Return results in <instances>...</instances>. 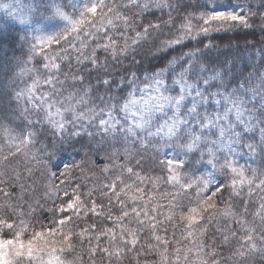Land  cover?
Masks as SVG:
<instances>
[{"label":"snow or ice","instance_id":"snow-or-ice-1","mask_svg":"<svg viewBox=\"0 0 264 264\" xmlns=\"http://www.w3.org/2000/svg\"><path fill=\"white\" fill-rule=\"evenodd\" d=\"M128 7L138 10L139 16L153 7L161 12L167 9V20L136 25L137 17L120 10ZM180 8V0H123L121 4L116 0H79L69 13L62 0H33L27 8L15 0L0 3V14L7 18L0 25V33L7 31L9 23L18 26L13 39L21 48L26 45L28 53L26 60L16 61V77L22 86L14 90V99L18 106L21 102L24 105L19 113L21 124L17 131L0 123V165L21 154L30 158L37 170H45V199L52 200V207L46 209L51 215L45 222L36 215L46 207L39 200L28 203L25 210L12 193L0 187L5 197V203L0 204L4 213L0 215V264H76L67 254L75 252L78 244L83 248L86 238L90 259L99 251L108 264L113 260L119 264L129 252L137 257L141 252L152 253L158 257L153 264H220L214 258L215 248H209L203 240L217 215L239 226L223 234L226 243L231 242L230 238L236 241L230 257L235 258L234 264H250L255 257L264 262V197L252 213L253 221L244 215L255 192L264 193V173L258 174L251 164H241L237 159L241 154L253 161L257 155L264 158V73L258 84L249 75L233 86L228 80L233 69L211 68L197 50L145 74L142 87L132 72L127 81L130 90L122 102L109 97L111 103L99 113L95 108L88 110L90 115L80 110L88 90L80 96H61L64 82L59 76V61L68 59L69 49L77 53L78 64L88 61L95 68L100 66L99 50L113 59L126 56L147 41L152 31H162V24L169 30L176 29L174 35L161 42L162 48H172L199 36L250 28L252 17L257 15L247 0H203L196 11L185 12L177 24L173 12ZM261 20L264 22V13ZM129 31L134 35L130 37ZM117 37L123 40L122 45ZM90 41L95 43L88 52ZM74 42H79L78 46ZM36 56L42 57L43 75L39 68L29 66ZM26 76L30 82H25ZM72 79L83 81L82 76ZM102 83L111 86L108 79ZM123 86L122 79L119 87ZM97 115L100 118L94 126L104 137L122 143L121 149L114 148L110 153L111 164H104V171L114 170L115 175L103 185L110 205L105 219L111 226L99 231L95 224L79 228L78 221L88 212L104 215L97 210L103 205L93 200L86 206L79 185L71 192L67 187L73 169L80 164L65 163L57 175L61 159L57 153L66 151V140L80 136L82 131L93 136L84 122L91 124ZM44 126L52 130L55 139L33 151ZM141 150L151 151L158 158L166 176H145L132 165L135 159L136 166L142 168L141 159H136ZM32 171L31 167L27 169L29 176ZM221 175L225 177L223 182ZM15 179H20L19 173ZM161 182L168 186L163 191ZM7 183L5 173L0 171V185ZM225 189L235 197H242L246 191L249 199L244 201L242 213L224 202ZM87 195L91 196V191ZM113 199L119 207L116 214L111 209ZM169 227L173 228L171 241ZM176 228L181 229L184 239L191 240L192 246L175 239ZM144 232L151 236L146 248L141 240ZM102 237L106 238L105 246H101Z\"/></svg>","mask_w":264,"mask_h":264},{"label":"trees","instance_id":"trees-1","mask_svg":"<svg viewBox=\"0 0 264 264\" xmlns=\"http://www.w3.org/2000/svg\"><path fill=\"white\" fill-rule=\"evenodd\" d=\"M1 2L2 0H0ZM116 2L121 4L123 0H116ZM202 2L203 0H180V10L173 12L177 24L185 12L196 11ZM221 2H227V0H221ZM231 2L235 3L236 0H231ZM173 3H175V0H173ZM247 3L252 8V11L257 13L256 16L252 17V27L247 29L238 28L229 32L212 33L209 36H199L195 39L185 40L179 46L162 48L161 42L170 38L176 31L175 28L169 30L162 24V31H152L147 41L137 45L134 52L129 50L126 56H119L117 59H113L111 55L99 50L97 57L100 66L95 68L88 61L78 64L76 60L77 53L69 49L67 53L68 59L59 61L61 64L59 76L60 80L64 82L61 96L66 97L69 93L80 96L88 90V95L85 97L86 103L80 107V110L90 115L88 110L95 108L99 113L101 108H107L111 103L109 97H114L122 102L121 98L125 97L127 91L130 90L127 81L130 79L132 72H135L137 77H139L138 84H143L145 74H151L166 67L172 60H182L184 54L197 50L202 55L204 63L211 66V68L231 67L233 72L228 77V80L233 86L240 79L249 75L252 76L253 82L258 84L260 74L264 73V22L261 20L264 7L261 6V0H247ZM66 10L69 12L68 7H66ZM120 10L125 15L137 17L135 20L136 25H143L149 21L167 20V9L161 12L153 7L144 12L142 16H139L138 10L132 7L121 8ZM6 21V18L0 14V25H4ZM17 31L18 26L9 23L7 31L0 33L4 37V40L0 41V45H2L0 47V123L16 128L19 131L17 127L21 124L19 113L24 105L21 102L18 106L14 99V90L22 86L16 77V73L19 71L16 67V61L26 60L28 53L26 45L21 48L13 39ZM128 35L131 37L134 32L129 31ZM117 39L122 45L123 40L119 37ZM94 43L95 41H90V47L86 51L90 52L91 45ZM208 44H211L212 47L206 48L205 45ZM61 55H64V53L61 52ZM42 63V57L36 56L29 66L39 68L41 75H43ZM73 76H82L83 81L73 80ZM103 79H108L111 82V86L104 85L102 83ZM122 79L124 80V86L119 87ZM24 80L25 82H30L27 76L24 77ZM99 118L98 115L91 124L87 121L84 122V127L88 131L93 132V136L89 137L82 131L80 136L70 137L69 140H66V151L57 153V156L61 157L57 162V175H59L60 171H63L65 163L72 164L75 162L80 164L79 168H75L72 171L71 180L67 184L69 191L71 192V188L79 185V191L86 206H90L93 200H95L97 205H103L102 208L97 210L104 215L97 216L88 212L87 215L82 216L78 221L79 228L90 227L95 224L97 231L103 227L111 226V223L105 219L110 205L109 196L103 194L107 191L103 185L105 182H110L111 177L115 175V171H104V164H111L109 156L114 148H122V143L114 142L111 138L104 137L102 132L94 126L98 124ZM70 131L71 126H69ZM51 132L52 130L47 128V126L41 128L33 151L40 149L43 145L48 144L50 140L55 139L52 137ZM67 135L68 133H66ZM0 144H3L2 138H0ZM136 159H141L142 168L136 166L135 159L131 161L132 165L141 170L145 176H166V172L162 171L161 166L158 164V158L151 151L144 152L141 150ZM239 162L241 164H251L258 174L264 173V158L259 155L253 162ZM29 167L33 169L31 176L27 172ZM37 169L38 166L32 163L30 158H26L22 154L17 157H10L8 161L0 165V171L5 173V179L8 181L7 184L0 185V187H5L12 193L13 199L18 203H22L25 210H27L28 203L34 204L39 200L46 207L45 210L39 211L36 215L41 221L46 222L51 215L46 209L52 207V200L45 199L47 174L43 168ZM17 173L20 174L19 180L15 179ZM219 179L223 182L225 177L221 175ZM21 185H23V190ZM61 187H64V185ZM167 187L161 182V191ZM90 191L92 193L91 196L87 195ZM21 196H23V201L20 200ZM261 197H264V193L257 190L249 203L248 213L244 214L250 222L254 219L252 213L255 211V207ZM53 199H55L54 196ZM248 199L246 191L242 197L229 196L228 189H225L223 193L224 202L230 203L235 211L241 213L243 212L244 201ZM4 203L5 197L3 193H0V204ZM220 206L223 207V204ZM111 209L113 214L119 212V207L114 199L111 201ZM3 214V211L0 210V215ZM255 223L259 225L258 218L255 219ZM217 226H219V230H217ZM79 228H77V231H79ZM229 229L238 230L239 226L230 219L217 215L213 217V222L209 224L208 230L203 237L204 243L209 248H215L216 256L214 258L218 259L220 264H234L235 261L234 257L231 259L230 257H232L236 241L230 238L231 242L226 243L223 240V234L227 233ZM160 230L161 234H163V229L161 228ZM172 233L173 228L169 227L168 239L170 241L173 239ZM175 239L180 241L182 245L192 246L190 239L182 237L180 228L175 229ZM141 240L146 248L148 241L151 240L150 234L144 232L141 234ZM152 242L154 243V241ZM106 243V238L102 237L101 246H105ZM93 244H95L94 240ZM138 247L140 246L138 245ZM67 255L70 259L75 260L76 264H93V259L94 264H108L107 257L99 251L93 259H90L87 238L83 248L78 244L76 251ZM137 259H139L140 264H153L158 257L147 252H141L139 257H137L133 252H129L119 264H137ZM112 264H117V261L113 260ZM250 264H264V262L259 257H255Z\"/></svg>","mask_w":264,"mask_h":264},{"label":"rangeland","instance_id":"rangeland-1","mask_svg":"<svg viewBox=\"0 0 264 264\" xmlns=\"http://www.w3.org/2000/svg\"><path fill=\"white\" fill-rule=\"evenodd\" d=\"M4 2V0H2V2L1 3H3ZM9 2H11V0H9ZM15 2L16 3H18V4H21L24 8H27L28 6H30L32 3H33V0H15ZM78 2H79V0H62V3L66 6V7H68V10H69V12L70 11H72V9H73V5H76V4H78ZM262 13H264V10L262 11ZM2 15V14H1ZM2 17H4L3 15H2ZM4 18H6V17H4ZM6 20H7V18H6ZM74 43H76L77 44V46H78V44H79V42H74ZM139 86H143V84H139ZM129 91V90H128ZM128 91H127V93H128ZM127 93H126V95H127ZM125 95V96H126ZM98 117V115L96 116V118ZM99 121V120H98ZM255 136H256V140L258 141V139H259V133L257 132L256 134H255ZM237 159L239 160V161H244V162H253V160H249V158H248V156L247 155H244V154H241L240 156H238L237 157ZM256 159V158H255ZM255 161V160H254Z\"/></svg>","mask_w":264,"mask_h":264}]
</instances>
